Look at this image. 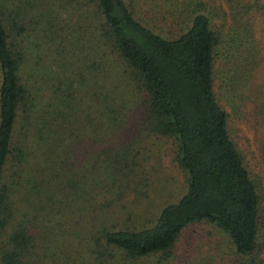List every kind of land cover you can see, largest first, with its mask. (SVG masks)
Listing matches in <instances>:
<instances>
[{
    "label": "trees",
    "instance_id": "obj_1",
    "mask_svg": "<svg viewBox=\"0 0 264 264\" xmlns=\"http://www.w3.org/2000/svg\"><path fill=\"white\" fill-rule=\"evenodd\" d=\"M259 40L264 0H0V264H264L262 179L229 124L249 114L264 160ZM149 138L185 189L148 217L121 201L149 185ZM197 222L226 250L179 252Z\"/></svg>",
    "mask_w": 264,
    "mask_h": 264
},
{
    "label": "rangeland",
    "instance_id": "obj_2",
    "mask_svg": "<svg viewBox=\"0 0 264 264\" xmlns=\"http://www.w3.org/2000/svg\"><path fill=\"white\" fill-rule=\"evenodd\" d=\"M260 41V40H259ZM43 48V47H42ZM41 48V49H42ZM257 57L258 62L261 64L262 72L264 71V41H260L259 46L257 47ZM67 52V51H66ZM65 52V55H66ZM45 53V55H44ZM53 51L46 50L43 52L42 57L43 62L48 64V77L54 76V64H53ZM79 58V52L76 49H71L68 52V62L78 64L77 59ZM221 80L219 76L215 78V92L216 96L226 106V102L222 96ZM247 106V104H246ZM243 106V111L249 107ZM227 108V107H226ZM249 114L243 113V116L239 119L236 117V114L232 113L229 117L230 131L233 139L238 145L240 151L244 154L245 160L249 165L252 173L257 174L261 178L262 188L264 192V160L261 157L258 148H257V134L253 129V125L247 120L249 119ZM154 142V143H153ZM174 145L171 139H147V144L144 150L141 151V154L136 155L139 159V162L142 163V176L143 179H146L149 183L146 191L142 194L138 200L135 199V191H124L123 200L127 204L133 203L137 210L143 209L144 216H152V213L155 211V207L161 203L174 201L185 189V180L184 174L180 167L176 164L173 157ZM128 200V201H127ZM264 203V197H263ZM145 207V209H144ZM141 220V219H140ZM144 221H139V225ZM1 233V230H0ZM200 238L202 242L203 239H208L210 237L213 240H220L223 251L226 250V236L220 231L218 232L213 226L204 223L197 222L189 224L180 234V237L177 240L176 248L179 252L185 249L186 243L195 242L196 238ZM224 244V245H223Z\"/></svg>",
    "mask_w": 264,
    "mask_h": 264
}]
</instances>
